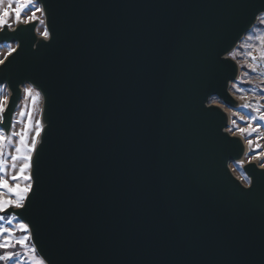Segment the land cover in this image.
Segmentation results:
<instances>
[{
	"label": "water",
	"instance_id": "obj_1",
	"mask_svg": "<svg viewBox=\"0 0 264 264\" xmlns=\"http://www.w3.org/2000/svg\"><path fill=\"white\" fill-rule=\"evenodd\" d=\"M44 27L0 32L6 135L41 92L21 218L47 264H264V167L228 130V54L264 0H39ZM15 27V26H14ZM8 56V55H7ZM246 193V194H245Z\"/></svg>",
	"mask_w": 264,
	"mask_h": 264
},
{
	"label": "snow or ice",
	"instance_id": "obj_2",
	"mask_svg": "<svg viewBox=\"0 0 264 264\" xmlns=\"http://www.w3.org/2000/svg\"><path fill=\"white\" fill-rule=\"evenodd\" d=\"M5 3L7 6L5 7ZM39 0H0V32H16L20 29L21 25H32L35 27L36 22L44 24V20H40L37 13H45L44 6H38ZM13 22L15 27L13 26ZM264 24V21H261ZM41 35L47 39L50 36L49 30L45 27ZM248 39H253L249 36ZM258 41V46L248 45V51L246 52L247 58L251 61L247 65V68L251 71H256L257 61H264V34L255 37ZM257 47L259 51V57L253 54L252 48ZM16 52L15 48H8V56L4 59H0V65H4L8 57H11ZM231 59H236V53H230ZM24 99H31L33 108L37 101L41 98V92L37 91L32 84H29L23 89ZM240 99H245L241 96ZM9 99L8 97L0 98V262L4 264H25L20 260V253L15 251L17 247L26 249L24 253L28 257L27 264H47L46 258H39L36 253L38 251L34 244H29L28 241L32 239L30 225L21 218V212H27V205L30 203V195L34 194V179L32 174L33 169V154L37 151V145L40 142L39 137L42 131V125L39 121L35 124V135L31 137L29 143L28 133L32 128V113L29 111L28 124L21 129L20 132H13L11 136L6 135L5 129L2 125L6 121L5 113L8 110ZM244 108H251L250 103H245ZM256 112H259V116H244L240 117L241 121H244L245 127H237L235 131H238L242 136L247 137V143L249 145L250 153L256 158L261 160V167H264V153H259L257 148L253 149V140L251 137L258 133V129L264 126V110L256 108ZM25 112L21 111L19 115L25 116ZM255 122L256 126H253ZM233 125H236V121H232ZM232 131L233 129H228ZM13 136H18L19 141L16 146L15 155L11 156L13 161L12 168L16 169V161H19L18 171H15L10 178L6 173L5 154L4 149L6 145L11 143ZM264 176V172L261 173ZM11 181V182H10ZM249 188L252 189L254 184L251 180L248 181ZM246 194V193H245ZM14 220H18V223L13 224ZM8 225V226H6Z\"/></svg>",
	"mask_w": 264,
	"mask_h": 264
},
{
	"label": "rangeland",
	"instance_id": "obj_3",
	"mask_svg": "<svg viewBox=\"0 0 264 264\" xmlns=\"http://www.w3.org/2000/svg\"><path fill=\"white\" fill-rule=\"evenodd\" d=\"M5 7L7 4L5 3ZM39 6V5H38ZM40 20H44L43 15L41 13H37ZM261 21H264V15L259 16L257 23L254 25V27L244 36V38L239 42L237 47L233 49L230 53L235 52L236 53V59L234 60L238 66H239V74L236 77V79L229 83L230 93L237 99L238 106L236 108H230L227 106H224L220 100L217 98L210 99V102L216 105H220L224 107L225 111L228 113L229 116V122H228V129H233L232 131H229L233 135L240 136L244 144L246 146V154L242 161L232 163L229 165L230 170L233 172V174L241 181L243 184L248 183V178L245 175L244 171L242 170V165L249 161H254L257 165L261 166V160L256 158L250 153L249 145L247 143V137L242 136L238 131H235L237 127H245L244 121L240 120L241 116H244L247 118L248 116H259V112H256V108H261L264 110V61H257V68L256 71H251L247 68V65L251 63V61L247 58L246 52L249 50L248 45L258 46V41L255 39V37L260 36L264 34V24L261 23ZM13 26H15L13 22ZM44 24H38L36 31L37 34H39L41 37V33L44 31ZM249 36H252L253 39H248ZM15 43H0V59H4L8 55V48L12 47L15 48ZM252 52L254 55L259 57V51L257 50V47H253ZM230 53L228 56L230 57ZM26 84L22 88V96L19 100V103L17 105L16 111L13 115V120L11 124V128L9 130L8 136H11L13 132H20L22 128H24L25 125L28 124V116L27 113L31 111L32 113V128L28 133V139L29 143L31 141V137L35 135V124L36 121L40 122V106H41V98L37 101L35 107L33 108L31 99H24V92L23 89L27 87ZM241 96H244L245 99H240ZM9 97V91L5 85L0 86V98ZM245 103H250L251 108H244L243 105ZM21 111H24L26 114L25 116L21 117L19 113ZM236 121V125L232 124V121ZM253 126L255 127L256 124L253 122ZM251 139L253 140L252 148H257V145H259L258 152L264 153V126H261L258 129V133L254 134ZM19 137L13 136L11 139V143L6 145L4 149L5 154V165H6V173L7 176L10 178V176L15 172L18 171L19 167V161H16L17 168L13 169L12 164L13 161L11 160V156L15 155V149L18 144ZM11 182V181H10ZM18 220H14L13 224L18 223ZM2 223V222H0ZM8 226V225H6ZM29 244L30 241H28ZM15 251L20 253V260L24 261L25 264L28 262V257L24 254L26 252V249L17 247ZM0 254H3L2 251H0ZM37 255V254H36ZM38 256V255H37ZM39 257V256H38ZM0 264H4V262H0Z\"/></svg>",
	"mask_w": 264,
	"mask_h": 264
},
{
	"label": "bare ground",
	"instance_id": "obj_4",
	"mask_svg": "<svg viewBox=\"0 0 264 264\" xmlns=\"http://www.w3.org/2000/svg\"><path fill=\"white\" fill-rule=\"evenodd\" d=\"M37 36L38 37H41L39 34H37ZM41 38H43V37H41ZM238 76V73H237V75H236V77ZM236 77H235V79H236ZM231 82H233V81H230L229 83H231ZM214 105H216V104H214ZM218 106V105H217ZM39 139V138H38ZM230 169V168H229ZM234 175V174H233ZM235 176V175H234ZM236 177V176H235ZM238 179V178H237Z\"/></svg>",
	"mask_w": 264,
	"mask_h": 264
}]
</instances>
